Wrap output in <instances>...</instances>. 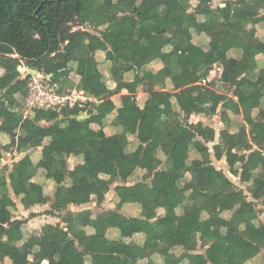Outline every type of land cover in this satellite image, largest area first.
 I'll list each match as a JSON object with an SVG mask.
<instances>
[{
    "label": "trees",
    "instance_id": "obj_1",
    "mask_svg": "<svg viewBox=\"0 0 264 264\" xmlns=\"http://www.w3.org/2000/svg\"><path fill=\"white\" fill-rule=\"evenodd\" d=\"M113 2L112 9L107 13L106 2ZM264 0H236L227 1L224 8L211 7V1L199 0L196 9L192 11L190 0H0V65L6 68L4 77L0 78V116H6L12 108H15L14 95H19L24 104L25 89L28 77L19 79L17 67L20 63L18 58L31 69L52 73L54 81L69 73L71 63H76L75 73L77 76H85L86 84L83 91L102 102L95 106V114L87 120L77 121L71 116L78 115L80 109L77 106L62 108L60 111L35 110L31 119L26 118L21 123V130L31 128L23 139L19 140L17 150L36 148L40 146L45 138H50L51 144L56 145L53 152L49 147L42 151L43 160L53 159L52 172L65 170L63 156L70 151H77L79 155L90 153L93 166L87 169L84 165H78L74 170L68 171L67 175L71 181L70 187H59L56 192L55 202L52 209L62 212L68 204L81 205L87 203L94 188H103L106 184L100 179V175L107 169L114 172L115 177L123 182L130 177L136 167L135 159L124 154L119 146L117 137L107 139L102 130L93 131L90 125L101 123V120L109 113L115 111L113 104L107 97L108 92L101 81V75L91 70L88 58L96 52H105L107 58L112 62V76L118 80L120 60L114 55L120 41L125 42L126 62H129L139 50L147 53V61L156 57L162 48L170 45L172 57H177L179 51L192 47V34H204L209 38L210 48L219 49L215 58L209 52H204L196 46L192 52L196 62L192 66L195 71L206 75L212 65L219 61L224 65V70L230 67L236 68L242 73H251L252 64L243 62L226 61L225 54L232 47L235 40H240L243 45L256 49L258 54L264 57V43L256 37L253 29L255 24L264 26ZM123 16L118 17L117 13ZM249 12V19L240 22L239 14ZM147 15L145 30L152 32L158 38L153 47L142 46L139 32L136 30L138 19L141 14ZM200 17L203 20L200 21ZM76 24V25H74ZM89 25L94 30L104 31L100 37L86 30L73 27ZM247 25L251 28L246 33L232 34L228 27ZM222 32L223 40L219 42V34ZM17 55L18 58L10 56ZM136 67L139 63L133 60ZM184 74H180L179 78ZM174 80V79H173ZM174 83L175 88L182 86L183 82ZM51 82H53L51 80ZM234 96L237 102L228 100L227 97L217 96L208 92L213 105L226 102L227 109L234 114H242L247 124H252L251 112L259 108L258 116L264 120V111L260 109V101L264 99V86L261 83H252L241 79L236 82ZM6 89L5 92L3 90ZM199 90L198 87H190L182 91L183 100L180 102L182 110H188L194 103L191 94ZM22 97V98H21ZM7 102V105H5ZM162 104V103H160ZM195 108V107H193ZM192 108V109H193ZM84 109H86L84 107ZM169 106L164 104L163 115H168ZM34 111V110H33ZM60 114L64 120L60 121ZM116 123L122 126L123 131L128 134H138L139 139L146 144L143 157L146 164L147 176H152L158 162L155 153L162 149L167 155L173 146L183 141V137L165 122L152 125L147 116L134 104L128 110H116ZM169 116V115H168ZM40 121L52 122L50 127H40ZM73 125L77 128V134H70L62 124ZM264 127V121L260 122ZM154 128L160 131L158 138L150 137V130ZM83 133V135H80ZM207 134V135H205ZM206 140H212L213 130L206 129L200 134ZM258 146L264 150V136L261 139L253 137ZM231 140H229V145ZM246 143L244 147L250 148ZM4 149L0 146L1 152ZM200 152V159H194L190 166L191 182L182 189L178 187L181 172L172 166L168 170L155 171L151 178V184L138 183L132 187H121L116 192L119 206L131 202L140 204L144 221L132 219L129 221V229L125 236L136 233H145L148 238L159 242L155 252H158L164 262L163 264H206L201 255L187 254L197 247L196 234H199L201 243L212 242L211 246L216 250V259L219 264H226V252L233 250L236 254L234 264H244L243 245L250 241L264 249V240H254L246 235V229H261L264 226L259 220L257 205L264 204V155L260 157L248 156L246 159L238 158L227 150V161L231 168L240 161L242 172L240 179L249 184L251 196L254 201H247L241 190H237L228 179L216 180L219 173L215 170L206 155ZM157 161V162H156ZM158 165V163H157ZM0 173V264H3L5 252L11 264H74L77 256H88V262L83 264H131L126 258L109 255L116 245L109 243L105 237V229L101 226L102 217L95 220L90 219V213H79L74 215L68 212L65 215L66 227L59 225L45 228L39 236L32 235L24 239L22 227L24 221L12 219L10 207L14 206L10 198L5 178V168ZM10 187L16 197L21 199L24 206H33L46 203L42 188L31 182V169L15 163L11 173L8 175ZM259 179L258 184L254 180ZM169 186L172 189L167 197L166 215L170 222L166 227L157 228L151 226L147 220L156 216L157 206L152 200L153 189ZM189 195L185 197V192ZM219 205L224 211L230 213L227 219L221 218L214 212V207ZM177 207L183 208V216L176 217L174 211ZM206 212L208 217L202 218ZM183 225H190L195 229L193 235H183L179 229ZM92 228L98 239L94 246L90 245L89 238L84 229ZM158 232L157 234L154 233ZM72 237L70 240L69 237ZM229 238L221 243L220 237ZM77 241L81 253L75 247ZM181 247L184 252L178 259L169 255L170 250ZM138 257L147 256L142 252H136L130 248ZM153 251L149 255H153ZM29 257H32L30 260ZM153 264V263H151Z\"/></svg>",
    "mask_w": 264,
    "mask_h": 264
},
{
    "label": "crops",
    "instance_id": "obj_2",
    "mask_svg": "<svg viewBox=\"0 0 264 264\" xmlns=\"http://www.w3.org/2000/svg\"><path fill=\"white\" fill-rule=\"evenodd\" d=\"M211 1V7L224 8L227 1L236 0H205ZM199 0H190L192 11L196 9ZM113 2L109 1L105 3L107 13L112 9ZM261 15H264L262 10ZM245 16L244 18L240 15ZM249 12H242L239 14L240 22L247 21L249 19ZM118 17H122L123 13H117ZM147 15L141 14L136 30L139 32V37L142 42V46L153 47L157 43L158 38L152 32L145 30V24ZM200 21L203 17L199 18ZM243 26H232L228 27V31L232 34L243 35L247 29ZM77 29L86 30L92 34L100 37L103 30H94L89 25L85 24L81 27H73V31ZM253 29L256 32V37L259 41L264 43V26L255 24ZM220 33V32H219ZM192 47L202 49L204 52H209L213 57H217L219 49L216 47L210 48L209 38L204 34H192ZM223 33L219 34V42L223 40ZM192 47L179 51L177 57H172V47L166 45L162 48L160 53L147 61V53L144 50H139L137 54L131 58L129 62H126L125 55V42L120 41L116 47L114 55L120 60V70H118V80H116L111 73L112 62L107 58L105 52H96L93 56L88 58V64L91 70L97 71L101 75V81L105 85L108 92L106 98L113 104L115 111L107 114L101 123H93L90 125V129L93 131L102 130L107 139L115 136L118 139V143L125 155L133 157L135 159L136 167L132 174L125 182L115 177L114 172L111 169L105 170L99 177L101 180L106 182L103 188H94L91 192L90 199L87 203L81 205L68 204L62 212H57L52 209L55 202V196L59 187H70L71 181L68 178L67 172L72 171L78 165H84L87 169H91L93 166L92 156L90 153L85 155H79L77 151H70L63 156L65 161V170H56L52 172L53 159L49 158L43 160L42 151L44 147H49L50 151L53 152L56 145L51 144L50 138H45L42 144L36 148H26L23 150H17L19 140L23 139L26 133L30 131L28 128L22 131L20 126L21 123L26 119H31L34 116L35 110L28 111L26 114H22L24 104L19 99V95H14L15 108L10 110V113L6 116H0V146L4 149L1 152L2 158L0 159V173L5 168V178L7 187L10 193V198L14 203L13 207H10L12 219L24 221L22 227V233L24 239H28L32 235L39 236L41 231L45 228H52L59 225L60 228L66 227L64 222L65 215L71 212L74 215L79 213H90V219L95 220L98 217H102L101 226L105 229V237L109 243H115L116 246L109 252V255H115L121 258H126L131 264H163L164 259L155 252L159 242L153 238H148L145 233H136L132 236H125V233L129 229V221L132 219L138 221H144L142 217V208L137 203H125L119 206V199L117 198L116 192L121 187H132L138 183L143 185H150L151 178L155 171H167L169 166L172 164L177 168L180 174V180L178 181V187L182 189L185 185L191 182V174L189 172V166L194 159H200V152L202 151L208 158L210 165L215 168L219 173L216 176V180L228 179L237 190L243 192V196L247 201H254L250 190L248 189L249 184L243 183L240 179L242 172V163L240 161L231 168L227 161V150L231 148V152L238 158L241 156L246 159L248 156L260 157L264 155L258 143L254 146L250 143L253 150L236 152L235 148H239L245 140L249 139L252 134L255 138L261 139L264 136V127L260 125V122L264 121L258 116L259 108L253 109L251 112L252 124H247L242 114L236 115L231 109H227L226 102H220L219 104L213 105L210 100L208 92L213 93L217 96L227 97L228 100L237 102V98L234 96L236 84L241 79L249 80L252 83H261L264 86V57L258 54L257 50L248 45H243L240 40H235L230 50L225 54V58L228 62L236 61L243 62L246 65L252 64L251 73L239 72L236 68L230 67L224 70V65L216 61L209 72L203 75L202 72L195 71L192 66L196 62V57L192 52ZM12 58H18L17 55L10 56ZM20 61L17 72L19 79L26 77L30 78V74H38L45 81L56 88L59 92H72L82 91L89 100L83 103L81 106H77L79 111L78 115L71 116V119H76L78 116H83L84 119L77 120L83 121L95 114V106L100 104L102 100H97L91 95L83 91V85L86 84L87 78L85 76H77L75 73L76 63H71L69 68L72 70L60 77L58 81H54L52 73H45L29 68L24 64V61L18 58ZM138 61L139 65L136 67L134 61ZM6 68L0 65V78L4 77ZM180 74H184L181 79ZM178 78L183 82L179 88L174 87L173 81ZM174 79V80H173ZM51 80L53 82H51ZM177 80V83H181ZM190 87H198L199 90L193 92L190 96L191 101L194 103L190 105L188 110H182L179 106L183 100L182 91ZM6 89L3 90L5 92ZM22 98V97H21ZM25 99V98H24ZM23 99V100H24ZM4 102L3 99H0ZM162 103V104H160ZM133 104L146 116L152 125H156L159 121L165 122L170 127H173L179 135L183 137V141L178 145L173 146L169 154H165L160 148L156 151L155 157L156 170L152 172V176H147L146 164L144 161L143 153L146 144L143 143L138 134H128L123 131L122 126L116 123V110H128L131 109ZM168 105V115H163V107ZM7 105V102H5ZM84 107L86 109H84ZM195 107V108H193ZM260 109L264 111V99L260 101ZM69 108V107H64ZM193 108V109H192ZM62 109V108H61ZM40 111H60L38 109ZM88 111L93 112L89 114ZM59 120H64V116L60 114ZM40 127H50L52 122L40 121L38 123ZM66 131L70 134H77L78 130L75 126L69 124H62ZM238 128V129H237ZM213 130L212 140L204 139L200 134L204 133V130ZM80 135H83L81 133ZM160 131L152 128L150 130L151 138H158ZM207 135V134H205ZM229 140H231L229 145ZM238 145V146H236ZM235 147V148H234ZM242 147V146H241ZM243 148V147H242ZM251 149V150H250ZM22 163L23 166L31 169L32 180L34 184L42 188L43 196L47 199L46 203L33 206H24L21 203V199L16 197L10 187V181L8 175L11 173L13 165L15 163ZM237 166V167H236ZM259 179L254 180V184H258ZM172 189L169 186H162L153 189L152 200L156 204V216L147 220V222L154 227L163 228L166 227L170 222V217L166 215L167 197L171 194ZM189 191L185 192V197L189 195ZM260 203L257 205L259 214V220L264 226V204L263 209H259ZM42 208V210H41ZM42 212H41V211ZM214 212L221 218L227 219L230 213L224 211L219 205L214 207ZM176 217L183 216V208L177 207L174 211ZM41 215V216H40ZM46 215V216H45ZM208 214L202 213V218L206 219ZM54 222V223H53ZM38 227V228H37ZM154 233L157 234L158 232ZM86 235L89 238L91 246H94L98 236L94 233V230L90 227L84 229ZM183 235L195 234V229L190 225H183L179 229ZM245 234L253 238L254 240H264V230L261 229H246ZM71 240L72 237L70 236ZM197 247L194 251L186 252L181 247H176L170 250L169 255L178 259L184 252L187 254L201 255L203 261L206 264H219L216 259V250L211 246L212 242L201 243L199 240V234H196ZM229 240V238L221 236L220 242L223 243ZM74 245L78 250L83 253V249L79 248L77 241H74ZM131 247L138 253L142 252L147 256H137L131 251ZM214 249L215 253L211 250ZM244 250V264H256V261H252L261 250L264 249L250 241H246L243 245ZM153 251V255L149 253ZM9 252H5V259L3 264H11L8 258ZM214 257H208L209 255ZM227 262L226 264H234L236 254L233 250H228L225 254ZM210 259H208V258ZM88 256L79 255L75 259L74 264H83L88 262ZM31 260L32 257H29ZM210 260V261H209ZM42 264H48L47 261H43ZM183 264H187L185 260Z\"/></svg>",
    "mask_w": 264,
    "mask_h": 264
},
{
    "label": "built area",
    "instance_id": "obj_3",
    "mask_svg": "<svg viewBox=\"0 0 264 264\" xmlns=\"http://www.w3.org/2000/svg\"><path fill=\"white\" fill-rule=\"evenodd\" d=\"M24 98L23 115L31 110L81 106L89 100L82 91L59 92L58 88L49 85L38 74H30Z\"/></svg>",
    "mask_w": 264,
    "mask_h": 264
},
{
    "label": "rangeland",
    "instance_id": "obj_4",
    "mask_svg": "<svg viewBox=\"0 0 264 264\" xmlns=\"http://www.w3.org/2000/svg\"><path fill=\"white\" fill-rule=\"evenodd\" d=\"M240 17H242V18H244L245 16H243V14L242 15H240ZM74 25H76V24H74ZM76 28L78 27V26H75ZM238 129V128H237ZM253 135L251 134L250 136H249V139H247V140H245L244 141V143L243 144H241L240 146H238V145H236V146H238L239 148H235L236 150V152H240V154L243 152V149H244V151L246 150L245 149V147H244V145L246 144V143H248V144H252L253 146L256 144V141L255 140H253ZM243 148H242V147ZM251 147V149L253 150V153L254 152H256V150H254V148H252V146H250ZM250 149V150H251ZM247 150H249V149H247ZM237 167V166H236ZM261 205H259L260 206V208L259 209H263V204L262 203H260ZM41 210H42V208H41ZM40 210V211H41ZM42 212V211H41ZM41 216V215H40ZM46 216V215H45ZM54 223V222H53ZM38 228V227H37ZM224 242L226 241V240H223ZM214 253H215V251H214V249H211ZM208 257H214V255L212 254L211 256L209 255ZM207 257V258H208ZM208 259H210V258H208ZM210 261V260H209ZM252 261H256L257 263L256 264H264V251L263 250H261V252L255 257V258H253V260H251V262Z\"/></svg>",
    "mask_w": 264,
    "mask_h": 264
},
{
    "label": "water",
    "instance_id": "obj_5",
    "mask_svg": "<svg viewBox=\"0 0 264 264\" xmlns=\"http://www.w3.org/2000/svg\"><path fill=\"white\" fill-rule=\"evenodd\" d=\"M76 119L77 120H81V119H84V117L83 116H78V117H76Z\"/></svg>",
    "mask_w": 264,
    "mask_h": 264
}]
</instances>
